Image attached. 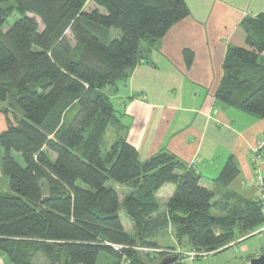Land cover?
Returning a JSON list of instances; mask_svg holds the SVG:
<instances>
[{"label":"trees","instance_id":"16d2710c","mask_svg":"<svg viewBox=\"0 0 264 264\" xmlns=\"http://www.w3.org/2000/svg\"><path fill=\"white\" fill-rule=\"evenodd\" d=\"M88 3L97 9L84 11ZM189 15L186 0H0L1 170L10 190L0 192V255L13 264H35L38 254L49 264H99L102 254L108 264H153L156 256L185 264L160 236L171 231L189 253L217 254L264 227V199L214 201L201 175L168 153L142 162L123 139L102 151L117 121L105 90L127 81ZM242 27L247 48H229L216 99L264 119V13ZM238 173L231 158L220 180L227 186ZM110 182L129 190L123 201ZM166 185L175 191L161 213L157 195Z\"/></svg>","mask_w":264,"mask_h":264},{"label":"crops","instance_id":"0c3cea01","mask_svg":"<svg viewBox=\"0 0 264 264\" xmlns=\"http://www.w3.org/2000/svg\"><path fill=\"white\" fill-rule=\"evenodd\" d=\"M186 4L189 17L152 48L127 81L112 88L113 93L105 92L117 112L116 124L107 131L114 139L108 149L123 139L142 162L168 153L201 175V185L214 193V201L227 199L236 206L262 200L264 159L257 172L253 158L258 143L264 141V119L220 103L216 93L229 48H247L242 23L264 13V0H186ZM259 61L264 66V52ZM231 158L239 173L225 186L220 179ZM164 188L157 195L161 213L175 191L169 189L161 197ZM173 238L176 246L168 247H176L177 253L190 251L187 242L186 250L174 234ZM236 246L233 243L231 248ZM0 264L13 263L0 255Z\"/></svg>","mask_w":264,"mask_h":264},{"label":"rangeland","instance_id":"374dc122","mask_svg":"<svg viewBox=\"0 0 264 264\" xmlns=\"http://www.w3.org/2000/svg\"><path fill=\"white\" fill-rule=\"evenodd\" d=\"M2 6H5V5H2ZM95 9H97V6L95 4L88 3L86 5L84 11L91 12ZM100 10L103 12L102 9H100ZM32 16L33 15H31V17ZM18 18H19V14L15 13L14 16H12L9 19V21L6 25V29L12 28ZM37 20L40 24V29L43 30L44 28H43V25H42L40 19L37 18ZM113 34L115 37H119L120 32L114 30ZM67 35L71 39L73 45H75L76 43H75L74 39L72 38L71 33L68 32ZM105 92L107 94H111V93H113V90H112V88H108L105 90ZM114 103L116 105V101H114ZM4 107H5V105L0 103V109H2ZM1 127H3V129H1ZM5 127H6V121H5L3 114L0 112V132L5 130ZM113 141H114V139L113 138L111 139V134H110V132H108L105 139H104V143L102 145V151L103 152L107 151L108 146L110 144H112ZM0 152H1V156H0V192L6 193V192L10 191L9 190V179L6 176H4V174L2 173V170H1V159L3 156L2 154H4V151L2 150L1 147H0ZM12 156L21 166H25V162H24L21 154L13 152ZM52 158L55 160L56 156L54 155V156H52ZM110 185L114 186L117 189L118 193L120 194V197H122V196L124 197L125 196L124 193L128 192L127 188L123 187L121 185H118V184H115L112 182H110ZM174 188L175 187L173 185L166 186V188H164V190L161 192V197L164 196V194H166L169 189L173 190ZM44 192H46V193L48 192V188L46 186L44 187ZM161 202H162V200H161ZM163 202H162V204H163ZM165 206H162V211L165 209L164 208ZM119 214H120L121 220H122L124 226L126 227L127 231L133 233L134 225H133V222L131 221V219L127 216L126 212L123 209H121ZM213 214L218 215L217 212H213ZM257 233L258 232H256V234H252V235L248 236L247 237L248 239L245 238L247 240H245L243 242H241V241L238 242V244L235 248H229V249H227L223 252L217 253V254H207V255L199 257L195 260H185V264H246L247 262H249L251 260L250 258H255V257H258V256L264 254V229L261 230L260 234H257ZM157 241L164 248L171 246V245L176 246L174 238H173V234H170L169 232L160 236ZM243 247H246V250L243 249ZM183 248L186 249L184 246H183ZM142 253H143L142 254L143 258H145V256H148L149 251L142 252ZM155 253L156 252H154L153 254H155ZM156 254L158 255V253H156ZM252 255L254 257H250ZM106 258H107V255L102 254L100 261H99V264H108L106 262ZM154 260L155 261L153 264H161L163 262V260L161 261L159 259V257H157V256H156V259H154ZM33 262L35 264H49L48 260L46 258H44L41 254H38L33 259ZM111 262H112L111 264H115L113 261H111ZM148 262H151L150 257H148ZM124 263H126V262H124ZM176 264H179V263H176Z\"/></svg>","mask_w":264,"mask_h":264},{"label":"built area","instance_id":"2783aa9c","mask_svg":"<svg viewBox=\"0 0 264 264\" xmlns=\"http://www.w3.org/2000/svg\"><path fill=\"white\" fill-rule=\"evenodd\" d=\"M264 159V141L259 142L256 149L254 150V158H253V165L255 167V170H257L258 172V168L259 165L261 164V161ZM259 175V174H258ZM259 177V176H258ZM259 181L261 180V178H258ZM140 250V249H138ZM144 252H147L149 250H142ZM150 252H158L156 250H151ZM180 254V256H184L186 260H195L199 257L205 256L207 254H201V253H197V252H183V253H178ZM127 264H131L130 262H127Z\"/></svg>","mask_w":264,"mask_h":264},{"label":"water","instance_id":"95a60500","mask_svg":"<svg viewBox=\"0 0 264 264\" xmlns=\"http://www.w3.org/2000/svg\"><path fill=\"white\" fill-rule=\"evenodd\" d=\"M176 261H177V258H170V259L164 260L161 264H174ZM246 264H264V254L251 259Z\"/></svg>","mask_w":264,"mask_h":264}]
</instances>
